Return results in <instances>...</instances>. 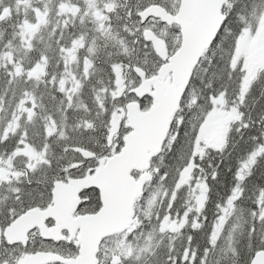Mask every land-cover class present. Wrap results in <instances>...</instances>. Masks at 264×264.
Masks as SVG:
<instances>
[{
  "label": "trees",
  "instance_id": "obj_1",
  "mask_svg": "<svg viewBox=\"0 0 264 264\" xmlns=\"http://www.w3.org/2000/svg\"><path fill=\"white\" fill-rule=\"evenodd\" d=\"M158 2L175 10L164 0ZM14 3L13 0H0V14L4 15L7 10L10 12L0 20V106L5 113L10 102L15 110L22 97L19 88H16L17 95L13 97L12 89L5 83L9 79L4 75L7 69L2 65L8 64V54L13 60L23 56L22 24L30 19L31 22L32 19L36 20L33 12L25 13L24 18L23 14L12 9ZM147 3L142 2L140 6ZM263 7L264 0H228L223 7L228 19L223 22V29L219 30L220 38L211 44L196 65L163 150L152 160L153 178L136 202L135 224L127 231L126 238L141 252L136 257L124 258L118 264H249L255 252L264 250V220L261 219L264 215V66L253 73L247 92L240 97L243 70L233 61L238 38L246 32L253 35L258 30ZM134 23L137 21L131 23L132 31ZM110 27L111 36L97 38L99 47L93 49L96 48L98 52L92 57L87 79H81L84 85L82 92L73 98V110L68 113L67 126L58 124L53 133L50 141L52 167L41 169L42 172L47 171V182L37 185L35 177L31 175L10 177L0 182V225H8L13 208L20 213L21 205L16 202L18 193L12 189L23 190L24 211L31 207L44 208L50 202L54 182L83 177L94 169L96 159L82 160L75 148L88 149L96 157H101L112 155L122 146V138L129 131L122 112L125 104L134 99L129 91L136 80L124 82L121 95L105 93L104 88L109 89L114 84L111 65L117 63L120 67H127L129 72H132L133 66H138L151 76L157 69L154 62L158 59L151 49L144 46L142 38L139 37V43L134 45V37L119 27V23L114 22ZM30 40L35 45V50L31 52L33 59L46 45L51 46V51L47 53L51 59L45 70L49 74H62L63 61L59 68L56 67V39L52 35L47 36L42 43L35 32ZM62 45L68 46V42ZM81 51L77 52V78L83 77L81 67L85 50ZM9 68L14 71L12 65ZM26 87L30 88L31 84ZM40 91L47 94L44 87ZM218 95H222L227 106H237L239 117L229 125L220 148L207 147L197 155L194 153L197 129L210 110L213 98ZM139 102L144 110L151 104L149 98ZM45 103L51 106L47 99ZM114 117L118 123L114 131L118 137L114 139L115 145L108 148L107 139L112 132L110 128ZM25 120L26 114L19 121L22 127L17 129L18 134L23 130ZM16 123L13 122V126ZM36 131L39 129L32 130L30 139L37 150H42L43 141L34 135ZM61 131L64 132L63 136L60 135ZM6 147L11 149V141ZM79 161L83 163L73 167V163ZM190 162H193L191 182L202 177L206 185L205 200L198 212L189 210V187L177 185L181 170ZM10 167L12 173L24 172L27 158L14 157ZM60 169L65 171L61 172ZM39 175L36 173V176ZM133 175L137 176V173ZM29 179L33 180L32 184L27 182ZM28 192L32 193L31 197L27 195ZM41 192L43 196L39 195ZM82 195L88 197L90 202L82 201L81 209L90 212L98 208L99 198L95 189L83 191ZM150 196L154 197L151 208L144 210L141 206L140 210L139 204ZM225 207H228L229 214L221 223L218 237L212 242L214 228L220 225ZM182 218H185L184 223L176 231L160 230L162 222L181 221ZM220 247L226 260L217 261ZM42 248L64 257L77 254V248L72 243L43 241ZM110 261L108 256H101L99 264H111Z\"/></svg>",
  "mask_w": 264,
  "mask_h": 264
},
{
  "label": "water",
  "instance_id": "obj_2",
  "mask_svg": "<svg viewBox=\"0 0 264 264\" xmlns=\"http://www.w3.org/2000/svg\"><path fill=\"white\" fill-rule=\"evenodd\" d=\"M227 3L228 0H179L175 14H169L158 5L141 11L146 16L141 22L154 17L162 23L179 27L181 44L178 54L176 51L168 55L164 42L151 30H145L143 38L145 32L155 37V54L159 57L166 53L169 59L161 66L163 72L159 71L160 67L155 77L140 75L136 71L138 67L133 68L139 83L129 91L135 100L127 102L122 112L129 131L123 137L121 148L112 155L101 157L91 174L71 179L68 183L54 182L51 205L31 207L18 215L11 227L4 228V239L23 240L22 246L27 244L29 233L35 229L45 241L76 238L77 254L64 257L52 251H38L24 255L15 264H99L97 255L102 241L133 226L135 204L153 178L152 160L163 150L194 69L225 20L223 7ZM248 36L244 33L238 39L234 62L241 56ZM144 97L151 98L146 110L139 102ZM107 140L110 147L112 136ZM75 150L85 160L95 157L88 149L77 147ZM90 189L98 192L99 209L92 214L73 216L81 203L80 194ZM48 219L54 222L50 227L45 224ZM117 262L118 258L114 257L111 264ZM249 264H264V250L255 252Z\"/></svg>",
  "mask_w": 264,
  "mask_h": 264
},
{
  "label": "snow or ice",
  "instance_id": "obj_3",
  "mask_svg": "<svg viewBox=\"0 0 264 264\" xmlns=\"http://www.w3.org/2000/svg\"><path fill=\"white\" fill-rule=\"evenodd\" d=\"M139 17L143 21L146 18L144 12L138 13ZM2 19V17H0ZM228 17H225L226 22ZM261 24L264 25V18L261 19ZM15 27V25H13ZM223 29V22L221 25V30ZM220 38V31L217 32L215 40ZM83 39L84 35L80 34L79 48H83ZM166 39V37H165ZM215 40L213 43H215ZM24 53L23 56L17 60H13L11 54H8V64L2 65L7 70L4 75L9 77L5 81L9 89H12V95L15 98L17 95L16 88H19L21 99H19L18 105H16L15 110L12 107L11 102L9 103L7 113L2 106H0V151L4 155L0 156V166L5 163H8L11 166L14 157L24 156L27 157L28 161H35L34 163H27L26 170L24 172L13 173L17 178L21 175L35 177V184L41 185L45 184L48 180L47 171H41L42 168L50 169L52 167V159L50 155L51 144L53 133L56 131L57 125L67 126L68 113L73 110V98L77 95L78 92H82L84 85L81 82V79H87L88 77V68L91 66L87 57L84 58L85 67L83 70V77L77 78L71 70V65L77 60V56L74 54L78 49L76 48L77 39L73 38L70 41L69 46L60 44L57 41V54L58 60L56 67H60V62L63 61L64 68L62 74L59 76L56 73L49 74L45 69L48 67L51 57L47 54L51 51V46L46 45L44 50L39 52L38 57L32 58L31 52L35 50V45L31 43L30 38L24 40L22 36ZM145 47L149 46L151 41L152 47H156L155 37H150L147 32L144 35ZM39 42V40H38ZM177 50V54H178ZM159 52V49H157ZM145 55H148L146 53ZM158 59L161 61H167L169 57L166 53L162 56H159ZM144 63H147L145 61ZM9 65H12V68H9ZM112 70L116 73L117 78H120L119 65L112 64ZM136 71L140 75H147L146 72H141L140 68H137ZM163 72V67L159 69ZM66 73V75L64 74ZM26 74V75H25ZM154 77L156 73H153ZM71 81V86L66 87V84ZM31 84V87L28 88L26 85ZM41 87L47 89V94L40 91ZM7 91V89H5ZM51 102V106L45 103V100ZM191 107V106H190ZM19 113V115L17 114ZM26 114V120L23 124V130L18 134L17 129L21 128L22 125L19 123L21 118ZM13 122H17L13 126ZM38 128L39 131H36L34 135L39 136L43 143L41 145L42 150H37L34 143L30 139L33 135L32 130ZM61 136L64 135V132L61 131ZM11 141V149L6 147ZM67 151V148H65ZM10 153V154H9ZM7 157V160H5ZM61 172L65 169H60ZM36 173H40L39 176H36ZM166 176V174H165ZM29 184L33 183L32 179L27 181ZM14 192H17L16 202L21 205L20 213H23V195L24 192L22 189H12ZM29 197L32 196L31 192H28ZM43 196V193H39ZM231 204V201H229ZM15 208L12 209L10 213L9 223L7 227H11L17 219V216L20 214ZM261 219L264 220V215L261 216ZM4 227L5 225H0V262L2 264H14L15 257L18 255L16 250L17 244H23V240H5L4 239ZM26 240V237H25ZM207 252V250H205Z\"/></svg>",
  "mask_w": 264,
  "mask_h": 264
},
{
  "label": "rangeland",
  "instance_id": "obj_4",
  "mask_svg": "<svg viewBox=\"0 0 264 264\" xmlns=\"http://www.w3.org/2000/svg\"><path fill=\"white\" fill-rule=\"evenodd\" d=\"M15 2L11 7L15 11L20 12L21 14H28L29 12H32V9H36V7H31L33 3L36 2V0H13ZM62 7L61 12L67 14L68 11L70 10V7L68 6H63L64 4H61ZM44 8L48 10L50 8L49 5H45ZM98 10L96 7H92L91 10L89 11V16L93 20L94 24L93 27L95 30H93L92 35L89 37L87 42L84 43V49L88 61L90 62V65H92V57L98 50L94 47H99V44L97 43V38L99 37V32H97L96 29L98 28V23L99 21L95 17V13ZM264 18V7L262 10V14L259 19V28L264 29V25L261 24V19ZM31 20V19H30ZM24 21L23 22V29H22V36L24 37V40H27L34 35L36 31V26H37V21L32 19L31 21ZM100 30V29H99ZM257 30V31H258ZM253 35H250V38L247 39L241 56L238 58V60L235 62L237 65L241 67L243 70V78L242 82L240 84V97L245 94L248 90V87L250 85V82L252 78L254 77V72H257L262 66H264V32L259 33L260 36V48L255 50V39H256V33ZM107 32L104 36H111L112 31H105ZM259 32V31H258ZM247 33V32H246ZM240 38V37H239ZM238 38V39H239ZM84 40V39H83ZM238 41V40H237ZM78 44H80V40L77 39ZM237 45V42H236ZM236 47V46H235ZM235 53V52H234ZM257 53V55H255ZM75 54V53H74ZM235 57V54L233 55V59ZM256 57V58H255ZM83 59V57H82ZM117 64V63H116ZM119 65V64H117ZM64 66V64H63ZM85 63L83 60V65L81 67V70H84ZM78 67L77 60L72 63L71 65V70L73 74H75L76 70ZM91 66L88 68V71L90 70ZM119 73H120V78H117L116 73H113V78L112 80L114 81L113 86H111L109 89L104 88L105 93L112 94L113 96H118L121 92L123 93L124 89V82H133L136 80L134 83V87H136L139 83L138 78L133 74V72H129L127 67L119 65ZM66 75V73H64ZM71 86V81L66 84ZM132 87L131 89H133ZM127 88V86H126ZM239 117V111L237 106H227L222 95H218L213 98L212 100V106L208 113L205 115L203 121L199 125L197 132H196V137H195V145H194V153L199 155L205 148L210 147V148H220L224 142L225 135L227 133V129L229 125L232 122H235ZM117 120L114 117V120L112 122V127L110 128L111 131H114L116 126H117ZM27 158V157H26ZM32 162L34 163L35 161H28L27 163ZM247 167V165H245ZM10 166L8 163L3 164L0 166V182L5 181L7 179L11 178H17L15 175H13L12 171H10ZM192 169H193V162H190L185 168H183L179 174L178 178V187L182 186H188L189 187V193L191 196V203L189 206V210H195L196 212L200 211L204 200L206 196V185L205 182L202 180V177L199 179L197 178L193 182H191L192 179ZM16 173V172H14ZM154 197L150 196L149 198L145 199L143 203L139 204V209L141 210V206L144 207L145 209H150L153 203ZM229 206V205H228ZM264 210V209H263ZM228 207H225L222 209V216H221V222L220 225L217 224L214 228L213 234H212V242L218 237L219 231L222 227L221 223L225 221V219L228 216ZM142 212V211H141ZM143 214V212H142ZM185 218H182L181 221H175V220H169L162 222L160 225V230L163 231H176L183 223H184ZM128 233H122L120 236L114 237L112 239H109L105 242V246L101 248L102 254L101 256H108L109 260H113L114 257L118 258V262L115 264H118L121 260L127 257H136L139 252H141V249H138L133 242L127 241L126 235ZM44 241V240H43ZM43 241L40 243V246L37 245V247H40L39 250H44L43 249ZM31 247V246H30ZM51 251V250H47ZM53 252V251H52ZM221 260H226L223 257V250L222 247L219 248L218 251V257L217 261ZM110 261V262H111Z\"/></svg>",
  "mask_w": 264,
  "mask_h": 264
},
{
  "label": "flooded vegetation",
  "instance_id": "obj_5",
  "mask_svg": "<svg viewBox=\"0 0 264 264\" xmlns=\"http://www.w3.org/2000/svg\"><path fill=\"white\" fill-rule=\"evenodd\" d=\"M164 1H165L166 5L171 4L172 7L175 8V10H170V8L164 4L168 8L167 9L162 4H160L158 2V0H36V2L33 3V5L31 7L32 8L36 7V9H32V12L35 14L36 21H37V26H36L35 32L38 34V38H40L42 43H43V41H45L47 36L52 35L53 38L56 39V43H57V41H59L61 44H66L68 42V46H69L70 41L73 38L79 39L80 34H83L84 40L82 42L84 44L85 42H87L89 37L92 35L93 30H95L93 27V24H94L93 20L94 19L89 20V19H91V17L89 16V11L91 10L92 7H96V8H98V10L95 13V17L99 21L98 28L100 29V30L99 29H96V30H97V32H99L100 38L104 37V35L107 33L105 31L111 30L110 24L117 22V23H119V27H122L126 31H129L131 33L130 35L132 37H134V45H137L139 43V37L142 38L143 43L145 44V41L143 38V32L145 30L149 29L154 33V35H156L159 39H161L164 42L166 50L168 52V55H171L178 50V48L181 44V36H180L179 27L175 24L168 25V24L162 23V21L160 19H157L154 17H150V18L146 19L144 22H141V18L138 15L139 12L143 11L144 9H146L147 7H149L151 5L161 6L169 14H175L178 10L179 0H164ZM24 2H25V0H24ZM142 2L143 3L148 2V3L146 5L140 6ZM61 4H64L63 6L70 7V10L68 11L67 14H65V13L61 12V10H59V8L61 9V7H62ZM45 5H49L50 8L48 10H46L44 8ZM9 13H10L9 10H7L4 12L5 16L0 14V17H2V18L6 17L9 15ZM26 15L24 14L22 16L25 18ZM133 21H137V23L133 24V31H132L131 23ZM125 23H127V24L124 25ZM50 28H51V30L48 32L47 30ZM259 29L261 30V31L259 30L261 33L264 32V29H262V28H259ZM256 31L257 30H255V32ZM255 32H254V34H255ZM163 34H165V36H163ZM69 35L71 36V38L69 37ZM248 35H249L248 36V39H249L250 38L249 32H248ZM256 36L257 37L255 39V46H254L255 50L260 48L259 46H260V36L261 35H259V33L257 32ZM65 37H68V38H65ZM165 37L168 40L165 39ZM68 39H70V40H68ZM54 42H55V40H54ZM76 48L78 49V51L75 52V55L77 56V52H79L81 50L83 51V49L85 47L79 48V44L77 42ZM148 48L151 49L153 55H155V57L158 59V56L155 54L153 47H152L150 42H149ZM86 53H85V56H86ZM255 55H257V53H255ZM164 63L165 62L161 61L160 59H158V61L155 60L154 67L157 66L155 73H157V70ZM134 67H138V66H133L131 68L133 74H135L133 71ZM138 68L143 70V68H141V67H138ZM143 71L145 72V70H143ZM151 76H153V75H151ZM146 77H150V76L146 75ZM138 81H139V79H138ZM121 94H122V92L119 95H121ZM144 98H149V97H144ZM149 99L151 100V98H149ZM110 135L112 136L110 147H113L115 145L114 139H116V137H118V135L115 131H112L110 133ZM122 145H123V138H122ZM110 147H108V148H110ZM101 157H105V156H101ZM101 157H96V156L94 157L96 159V166L94 167V169L89 174H91L96 169V167L98 166V161ZM94 158H92V159H94ZM82 160H85V159L82 158ZM89 160H91V159H89ZM82 163H83V161L75 162V163H73V167H79V165ZM89 174H86V175H89ZM137 175H138V173H137ZM79 178H81V177H79ZM71 179H75V178H71ZM71 179H69L67 181H60V182L68 183ZM97 194H98V192H97ZM80 198H81V203L84 200L90 202L89 198L82 195V193L80 194ZM98 198H99V195H98ZM98 204H99L98 208L93 210V211H90V212L84 211L83 209L80 208V205H79L78 209L76 210V212L74 213L73 216L95 213V212H97V210L100 207V200L99 199H98ZM49 205H51V198H50L49 204L46 207H48ZM46 207H44V208H46ZM45 224L50 227L54 224V222L51 219H48V220H46ZM63 234L66 235V232H63ZM116 236L117 235L112 236V237H110V239H112ZM75 240H76V238L71 240V241L63 240L60 242H66V243L74 244ZM107 240H108V238L104 239L102 241L100 248H99V252L97 255L99 262L101 260V254H102L101 248L103 247V245H105V241H107ZM42 241H43V239L40 237L37 229L31 231L29 233V240L25 246H22L21 244H17L15 246L18 249V251H17L18 255L15 257L14 264L26 254H32V253H35L38 251H44V250H39L36 248V246L40 245V243ZM54 243H57V242H54ZM29 246H31V247L29 248ZM19 249H20V251H19ZM25 249L28 251L25 252L24 251ZM0 264H2V262ZM52 264H58V263H52Z\"/></svg>",
  "mask_w": 264,
  "mask_h": 264
}]
</instances>
